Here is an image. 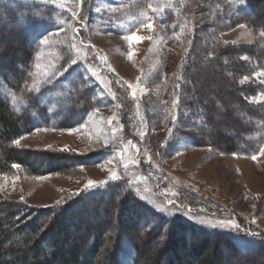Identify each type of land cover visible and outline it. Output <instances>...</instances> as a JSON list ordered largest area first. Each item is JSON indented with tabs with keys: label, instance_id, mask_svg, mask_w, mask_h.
<instances>
[{
	"label": "rangeland",
	"instance_id": "1",
	"mask_svg": "<svg viewBox=\"0 0 264 264\" xmlns=\"http://www.w3.org/2000/svg\"><path fill=\"white\" fill-rule=\"evenodd\" d=\"M86 1L78 25L74 0H0L28 6L24 20L33 18L27 81L37 101L13 93L1 78L0 96L33 118L31 131L16 139L20 148L89 155L110 146L112 155L97 165L46 174L13 165L9 172L0 171L2 198L50 207L72 199L89 180L97 182L94 188L124 180L158 211L225 231L242 249L253 246L264 235V145L243 155L204 139L214 140L218 133L235 136L240 129L225 123V116L264 107V61L257 55L264 54V41L260 43L255 25L238 15L245 0ZM167 11L175 17L179 13V31L164 25ZM149 20L154 28L144 27ZM133 32L151 39L130 42L126 37ZM14 36L10 34L11 41ZM78 73L94 105L84 121L60 129L75 104L72 85ZM181 109L201 121L191 130L202 144L193 145L178 131ZM156 134L164 138L159 153L142 145ZM113 173L118 177L114 181ZM140 236L147 239L141 244L147 253L142 264H167L157 256L162 246ZM133 249L124 244L123 264H134ZM182 255L185 259L186 252ZM255 260L264 264L263 255Z\"/></svg>",
	"mask_w": 264,
	"mask_h": 264
},
{
	"label": "trees",
	"instance_id": "2",
	"mask_svg": "<svg viewBox=\"0 0 264 264\" xmlns=\"http://www.w3.org/2000/svg\"><path fill=\"white\" fill-rule=\"evenodd\" d=\"M74 1V23L79 25L77 14L83 13L87 1ZM245 3L246 8L238 15L255 25L261 43L264 41V13L261 11L264 0H245ZM27 9L28 6L23 4L0 3V78L10 91L34 104L37 96L29 91L27 80L32 62L29 49L33 40L31 28L35 25H32L30 15L24 20ZM165 14L164 25L179 31L183 26L179 13L176 17L174 11ZM10 34H15L19 42L15 36L11 41ZM192 39L194 42L195 38ZM257 55L264 61V54L257 52ZM80 77L82 80L78 84ZM77 82L72 85L75 104L60 122V129L74 127L84 121L93 108L94 101L82 73H78ZM78 106H83L80 112L77 111ZM181 110L182 116H179L180 120L178 117L176 125L178 131L193 145L202 144L203 141L198 140L191 130L202 126L201 121L185 109ZM242 111L237 112L238 117L226 115L224 119L225 123L240 129L235 136L218 133L214 140L204 136V141L224 152L255 154L264 145V107ZM28 112L19 114L7 99L0 96L1 172H9L13 165L19 164L38 174L54 173L97 165L112 155L110 146H103L89 155L69 152L37 154L20 148L14 141L32 129L33 118ZM204 113L209 116L205 109ZM211 116L213 118L214 115ZM163 140L161 135H148L142 145L147 150L150 148L158 152ZM141 234L148 236L149 243L162 246L161 251L157 250V256H161L160 261L166 258L167 264H181V261L184 264H226L229 261L233 264H254L256 257L264 256V235L258 234L260 237L253 246L242 249L238 241L225 231L158 211L138 196L124 180L81 191L69 201L50 207L6 201L0 193V264H123L125 243L134 248V264H142L147 253L143 252L141 244L147 239L143 241ZM184 252L185 259L182 255Z\"/></svg>",
	"mask_w": 264,
	"mask_h": 264
},
{
	"label": "snow or ice",
	"instance_id": "3",
	"mask_svg": "<svg viewBox=\"0 0 264 264\" xmlns=\"http://www.w3.org/2000/svg\"><path fill=\"white\" fill-rule=\"evenodd\" d=\"M241 3H243V0H241ZM97 10L99 11V9H97ZM144 27L154 28V23L151 20H149L146 24H144ZM126 39L129 40L130 42H139V41H142L144 39H151V37H143V36H140L137 33L133 32L132 35L126 37ZM43 42L45 44L49 43L47 38H45ZM130 56H131V54H130ZM76 63H77L76 60H72V64H76ZM57 71H59V70H57ZM65 71H67V69H65ZM45 75H49V74L46 73ZM257 75H260V74L258 73ZM245 79H247V78H245ZM129 87H132V86L129 85ZM262 97H264V94H262ZM14 143L19 145V140L14 141ZM261 154H264V149H261ZM252 158L254 160L257 159L256 156H253ZM14 167H19V165H14ZM116 179H118V177L116 176L115 173H113L112 176L110 177V180L114 181ZM105 183H108V181H105ZM97 186H98L97 182L89 180L88 183L85 185L83 191H89L92 188L97 187ZM76 195H79V193H76ZM159 211L165 212L166 210L163 208H160ZM252 235H255V234L253 233Z\"/></svg>",
	"mask_w": 264,
	"mask_h": 264
}]
</instances>
